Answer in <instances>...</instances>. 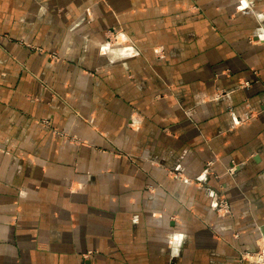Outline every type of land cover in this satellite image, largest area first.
Here are the masks:
<instances>
[{"label":"crops","instance_id":"crops-1","mask_svg":"<svg viewBox=\"0 0 264 264\" xmlns=\"http://www.w3.org/2000/svg\"><path fill=\"white\" fill-rule=\"evenodd\" d=\"M262 233L264 0H0V264H250Z\"/></svg>","mask_w":264,"mask_h":264},{"label":"built area","instance_id":"built-area-1","mask_svg":"<svg viewBox=\"0 0 264 264\" xmlns=\"http://www.w3.org/2000/svg\"><path fill=\"white\" fill-rule=\"evenodd\" d=\"M215 207H218L219 210L224 212L229 211L228 203L224 201L215 202ZM242 260L250 264H264V233L259 238L258 249L254 252H248L242 255Z\"/></svg>","mask_w":264,"mask_h":264},{"label":"rangeland","instance_id":"rangeland-1","mask_svg":"<svg viewBox=\"0 0 264 264\" xmlns=\"http://www.w3.org/2000/svg\"><path fill=\"white\" fill-rule=\"evenodd\" d=\"M216 208H218V207H216Z\"/></svg>","mask_w":264,"mask_h":264}]
</instances>
